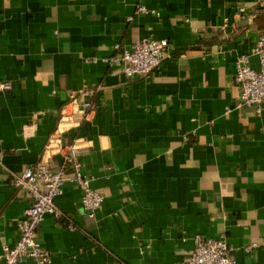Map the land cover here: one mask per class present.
I'll list each match as a JSON object with an SVG mask.
<instances>
[{"label":"crops","instance_id":"crops-1","mask_svg":"<svg viewBox=\"0 0 264 264\" xmlns=\"http://www.w3.org/2000/svg\"><path fill=\"white\" fill-rule=\"evenodd\" d=\"M262 31L264 0H0V253L29 205L10 173L56 170L73 145L104 199L88 216L63 183V217L37 227L50 264H185L196 234L264 264V103L236 106L234 81ZM143 38L174 46L157 69L105 61Z\"/></svg>","mask_w":264,"mask_h":264},{"label":"built area","instance_id":"built-area-1","mask_svg":"<svg viewBox=\"0 0 264 264\" xmlns=\"http://www.w3.org/2000/svg\"><path fill=\"white\" fill-rule=\"evenodd\" d=\"M137 12L147 13L149 10L139 5ZM241 13L240 17H244L242 10ZM131 18L129 16L127 20ZM173 49L174 46L166 39L143 38L126 46L116 42L113 44V55L105 61L110 66L119 68L127 78H133L157 69L162 61L170 56V50ZM250 54L258 57L259 67L255 69L248 64V54L237 59L234 81L239 87V95L236 106L249 107L259 112L264 103V31L257 37ZM86 61H96V58ZM0 87L7 89L11 86L10 83L4 82ZM91 106L90 102H83V107L88 109ZM88 113L83 111L82 119L88 120ZM10 174L13 186L27 192L29 205L17 224L18 234L15 242L11 246L2 245L0 259L3 264H21L24 258H31L32 264H50L51 253L38 240L37 227L46 213L53 214L56 219L63 217L55 203V198L62 192L63 183L69 180L79 186L81 209L88 216H94L99 210L104 196L91 187L90 178L85 175L76 159V148L73 145L67 146L62 162L56 170L50 169L45 163H40L35 168H25L20 174ZM244 249L249 250L250 245L244 246ZM185 264H237V262L233 255V247L225 239L206 238L196 234Z\"/></svg>","mask_w":264,"mask_h":264}]
</instances>
